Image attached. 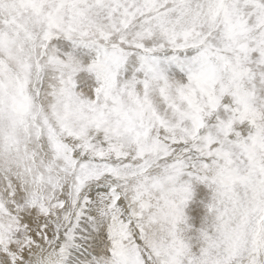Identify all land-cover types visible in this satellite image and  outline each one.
I'll return each mask as SVG.
<instances>
[{"label":"snow or ice","instance_id":"6c2138e0","mask_svg":"<svg viewBox=\"0 0 264 264\" xmlns=\"http://www.w3.org/2000/svg\"><path fill=\"white\" fill-rule=\"evenodd\" d=\"M0 264H264V0H0Z\"/></svg>","mask_w":264,"mask_h":264}]
</instances>
